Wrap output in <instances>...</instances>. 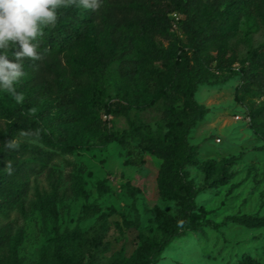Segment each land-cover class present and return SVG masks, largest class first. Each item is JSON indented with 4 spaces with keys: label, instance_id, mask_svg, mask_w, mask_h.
Returning a JSON list of instances; mask_svg holds the SVG:
<instances>
[{
    "label": "trees",
    "instance_id": "obj_1",
    "mask_svg": "<svg viewBox=\"0 0 264 264\" xmlns=\"http://www.w3.org/2000/svg\"><path fill=\"white\" fill-rule=\"evenodd\" d=\"M172 13L182 17L177 20ZM260 28L264 0H103L96 12L77 7L59 11L56 24L44 28L40 41L39 50L47 48L48 54L22 61L26 75L15 85L22 102L0 90V214L25 210L33 176L52 173L50 163L59 154L112 143L162 161L159 195L174 201L178 212L172 215L155 206L156 232L139 233L128 256L125 247L113 250L107 239L110 214L97 202L86 204L78 218L95 219L88 228H61L59 218L69 204L56 182L49 193H37L38 207L55 226L50 245L31 264H159L174 239L205 232L196 218V199L205 189L228 184L238 157L204 165L203 186L188 178L187 166L200 164L190 134L208 113L196 93L201 85L238 75L235 100L248 106L250 125L264 140V42L254 46L251 37ZM233 39L247 46L245 57L239 56ZM15 51L12 45L3 54L15 60ZM150 110L160 116L155 129L145 119ZM115 118H124L127 128L115 129ZM8 141L17 147H6ZM72 178L73 194L84 196L82 177ZM126 187L135 202L140 189ZM226 220L264 228V215L238 214ZM125 224L139 227L140 218ZM22 243L23 231L9 237L2 230L0 249L7 247L8 253L0 255V264H27L18 252ZM240 264L264 263L244 254Z\"/></svg>",
    "mask_w": 264,
    "mask_h": 264
},
{
    "label": "rangeland",
    "instance_id": "obj_2",
    "mask_svg": "<svg viewBox=\"0 0 264 264\" xmlns=\"http://www.w3.org/2000/svg\"><path fill=\"white\" fill-rule=\"evenodd\" d=\"M254 46L264 42V28L252 35ZM240 57L247 54V46L233 39ZM241 82L238 75L221 79L213 85H201L196 99L208 113L190 134V143L198 146L197 166H187L188 178L197 186L204 185L202 167L207 163L221 165L225 159L238 157L232 166L234 177L226 185L205 189L197 197L196 218L205 226L204 233L186 232L174 239L162 254L159 264H240L244 254L264 263V228H247L226 220L238 214L264 215V140L247 120L248 106L235 100ZM146 121L155 129L160 116L150 110ZM115 129L124 130V118H115ZM162 161L150 153L132 152L118 143L93 150L79 149L72 154H59L48 170L33 176L25 210L15 208L7 215L0 214V233L7 230L9 237L23 231L19 256L25 263L38 260L40 251L50 245L54 232L53 218L38 207L37 193L46 194L52 185L59 183L61 194L66 196L69 209L59 218L61 228H88L95 219L78 222L86 204L97 202L110 214L111 230L108 240L114 251L126 248L130 256L139 233L154 234L157 229L153 209L159 206L175 215L174 201L163 200L159 195L157 177ZM73 176L83 179L85 195L73 194ZM126 184L139 188L134 202ZM140 218L139 227H127L125 221ZM8 253L7 247L0 255Z\"/></svg>",
    "mask_w": 264,
    "mask_h": 264
},
{
    "label": "clouds",
    "instance_id": "obj_3",
    "mask_svg": "<svg viewBox=\"0 0 264 264\" xmlns=\"http://www.w3.org/2000/svg\"><path fill=\"white\" fill-rule=\"evenodd\" d=\"M103 0H0V90L11 92L17 102L23 94L16 93L15 85L26 75L22 61L42 60L48 49L39 50L44 28L53 26L59 19V11L70 7L96 12ZM15 45V60L3 54ZM35 67H38L36 65ZM34 111V110H33ZM17 147L6 142V147ZM10 164L8 170L10 172Z\"/></svg>",
    "mask_w": 264,
    "mask_h": 264
},
{
    "label": "built area",
    "instance_id": "obj_4",
    "mask_svg": "<svg viewBox=\"0 0 264 264\" xmlns=\"http://www.w3.org/2000/svg\"><path fill=\"white\" fill-rule=\"evenodd\" d=\"M170 16L172 17V18H175V19H180L182 16L181 15H179V14H177V13H172V14H170ZM105 118H109V119H111L112 117L111 116H105ZM247 120L248 121H250L251 119H250V117L249 116H247Z\"/></svg>",
    "mask_w": 264,
    "mask_h": 264
}]
</instances>
